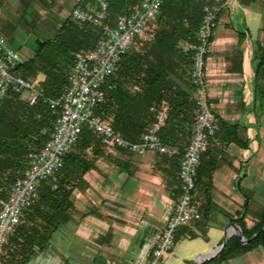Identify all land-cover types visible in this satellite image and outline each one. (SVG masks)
<instances>
[{"label": "crops", "instance_id": "crops-1", "mask_svg": "<svg viewBox=\"0 0 264 264\" xmlns=\"http://www.w3.org/2000/svg\"><path fill=\"white\" fill-rule=\"evenodd\" d=\"M23 1L30 0L0 3L16 11ZM79 1L50 0L46 8L62 11L71 3L72 9ZM139 45L134 43L131 50L137 51ZM204 79L218 134L201 156L194 197L199 204L208 201L209 211L182 228L179 236L192 240L214 231L216 242L233 219L245 214L250 228L264 208V0H230L219 11L207 47ZM222 124L237 125L244 145L230 141L220 129ZM86 155L91 166L82 185L72 192L66 221L27 264H149L151 249L178 195L179 162L173 163L169 154H130L116 148ZM246 213L256 219L249 220ZM220 244L203 250L208 254ZM239 257V264H264V249L257 247L218 264H235Z\"/></svg>", "mask_w": 264, "mask_h": 264}, {"label": "trees", "instance_id": "trees-1", "mask_svg": "<svg viewBox=\"0 0 264 264\" xmlns=\"http://www.w3.org/2000/svg\"><path fill=\"white\" fill-rule=\"evenodd\" d=\"M106 1V23L111 25L117 15L129 13L140 0ZM202 5L200 0H163L151 31L139 40V49L126 54L105 82V99L96 110L115 133L133 142L153 126L156 112L163 111L165 121L159 134L164 144L176 148V152L164 154L173 163L179 162L182 148L188 143L195 114L189 47L196 43ZM101 34V27L79 24L68 16L52 40L38 42L34 55L13 70L14 75L29 83L42 75L38 87L43 98L29 106L20 98L25 92L9 90L0 105V206L25 169L28 156L53 132L54 118L44 98H58L64 92L74 54L92 49ZM180 42L188 44V48L179 46ZM262 93L263 90L259 91L257 99H261ZM220 129L229 135L230 141L244 145L237 125L222 124ZM103 148L92 132L83 130L64 158L63 167L55 177V188L49 180L41 183L38 200L25 212L0 252L1 264H27L44 249L51 235L66 221L72 208V192L82 185V176L91 166L86 152L96 155ZM199 173L198 167L195 188ZM206 177L209 179L210 174ZM208 211V201L201 203L202 218ZM244 219L245 214L232 220L243 237L249 239L258 234L245 245H240L236 236L229 237L224 249L213 259L216 264L257 247L264 249L261 230L264 208L252 227L247 228Z\"/></svg>", "mask_w": 264, "mask_h": 264}, {"label": "built area", "instance_id": "built-area-1", "mask_svg": "<svg viewBox=\"0 0 264 264\" xmlns=\"http://www.w3.org/2000/svg\"><path fill=\"white\" fill-rule=\"evenodd\" d=\"M162 1L140 0L129 13L117 15L111 25L106 23V0H80L71 9L70 17L74 22L99 26L102 35L92 49L76 54L67 74L64 92L58 98L46 99L50 112L55 116L54 129L42 146L29 156L26 168L13 182L0 206V252L25 212L38 200L41 183L54 181L52 188H55V177L63 167L64 158L77 144L84 129L92 132L105 148H119L134 154L175 152L164 144L159 134L165 121L163 111L156 112L153 126L135 142L115 133L111 125L96 114L105 99V82L131 51L135 40L151 30ZM200 1L203 3L202 17L196 43L189 47L192 52L190 78L195 114L188 143L179 160L178 195L150 252L155 261L171 254L174 232L178 228L191 226L201 219L200 204L194 197L195 179L201 156L218 131L209 106L204 69L213 24L219 11L230 0ZM19 62L17 53L0 37V105L9 90L25 92V101L30 106L43 97L40 88L13 74Z\"/></svg>", "mask_w": 264, "mask_h": 264}, {"label": "rangeland", "instance_id": "rangeland-1", "mask_svg": "<svg viewBox=\"0 0 264 264\" xmlns=\"http://www.w3.org/2000/svg\"><path fill=\"white\" fill-rule=\"evenodd\" d=\"M48 3L50 4V0H30L18 2L19 8L16 11H12L6 4V2H3L2 4L0 3V7H2V9H0V37L4 38L6 45L17 53L20 62L34 55L35 51L38 48V42L52 40L59 32V28L64 23L65 19L70 16L71 3L65 5L62 11L46 8V5H48ZM9 4H12V2H9ZM4 18H6V20L2 25L1 21H3ZM148 33L149 32L147 31L146 34ZM146 34L141 37H138L135 43L137 44L139 40L142 39V37L145 38L144 36H147ZM76 54H74L73 60L75 59ZM71 65L69 66V69ZM41 79L42 75H38L36 79H30V83L33 84V86L39 88L38 82ZM25 97V93L20 95V98L22 100H25ZM46 99L47 98H44L45 102ZM51 115L53 118L55 117L52 113ZM53 182L54 181H50V183ZM246 215L249 220L256 219L254 214L246 213ZM182 228L185 227H180L174 232L173 245L170 250L171 254L168 257H162L157 261L151 258L149 264H192V262L197 256H201L207 253L203 250L205 246L211 245L212 243H214L215 245L217 241H221L222 243L223 233L221 238H219L220 240H217L215 242V236L211 235V233L213 234L214 231H211L210 234H199V238L192 240L185 239L183 237L180 238L179 231ZM214 247L217 248L216 246ZM237 256L231 257L229 259L235 257L237 258ZM247 256L248 258H250L251 255ZM239 258L235 260V264L240 263L239 260H241V258ZM248 258L243 257V260H247ZM203 263L209 264L208 262Z\"/></svg>", "mask_w": 264, "mask_h": 264}, {"label": "water", "instance_id": "water-1", "mask_svg": "<svg viewBox=\"0 0 264 264\" xmlns=\"http://www.w3.org/2000/svg\"><path fill=\"white\" fill-rule=\"evenodd\" d=\"M264 231V228L261 229ZM258 233L254 234L251 238L245 239L238 228V226L234 224L227 225L223 230V240L219 247H217L213 252H210L208 254H204L201 256H197L195 260L192 262V264H202L203 262H209L213 259H215L219 253L224 249L228 239L230 236L235 235L238 238L240 245H245L249 243Z\"/></svg>", "mask_w": 264, "mask_h": 264}]
</instances>
